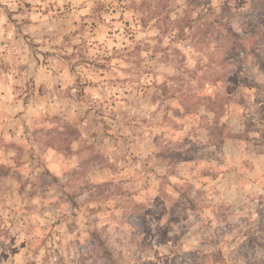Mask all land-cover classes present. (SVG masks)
I'll return each instance as SVG.
<instances>
[{
  "label": "rangeland",
  "instance_id": "rangeland-1",
  "mask_svg": "<svg viewBox=\"0 0 264 264\" xmlns=\"http://www.w3.org/2000/svg\"><path fill=\"white\" fill-rule=\"evenodd\" d=\"M0 264H264V0H0Z\"/></svg>",
  "mask_w": 264,
  "mask_h": 264
}]
</instances>
